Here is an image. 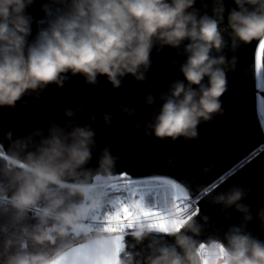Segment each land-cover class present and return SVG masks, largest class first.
<instances>
[{
    "label": "clouds",
    "instance_id": "obj_1",
    "mask_svg": "<svg viewBox=\"0 0 264 264\" xmlns=\"http://www.w3.org/2000/svg\"><path fill=\"white\" fill-rule=\"evenodd\" d=\"M35 4L0 0V108L16 110L25 96L39 99L49 85L63 87L77 76L89 85L105 76L117 89L128 75L146 81L153 49L168 46L186 57L179 63L184 79L173 80L160 93L162 103L151 118L135 124L137 131L143 128L157 140L197 139L201 123L223 115L227 73L237 63L225 49L235 52L241 44L264 40V0H233L231 8L224 0H202L204 11L196 0H44V16L38 20L28 11ZM33 23L37 31L29 40ZM144 102L153 106L156 97L146 93ZM117 107L122 115L105 112L96 128V111L88 123L74 119L85 110L81 103L64 109L69 119L63 124L50 115L46 125L26 134L4 132L0 264H264V240L246 229L254 218L243 203L251 189L241 185L211 199L222 212L234 208L242 214L241 224L230 225L223 239H198L210 217L197 219L194 208L182 211L175 195L164 206V215L179 222L178 228L173 223L155 227L141 218L131 227L111 229L96 220L114 214L110 202L119 197L111 186L120 159L105 146L95 167L90 166L98 148L97 132L136 111L125 104ZM183 189L188 199L190 191ZM124 203L133 209L150 204L139 197ZM256 218L264 224V207Z\"/></svg>",
    "mask_w": 264,
    "mask_h": 264
},
{
    "label": "water",
    "instance_id": "obj_2",
    "mask_svg": "<svg viewBox=\"0 0 264 264\" xmlns=\"http://www.w3.org/2000/svg\"><path fill=\"white\" fill-rule=\"evenodd\" d=\"M43 2L36 0V4L28 9L36 20L44 16L40 8ZM201 3L202 0H196V7L201 8ZM224 3L226 8L234 6L233 0H224ZM207 10L211 14L210 7ZM201 11L204 9L201 8ZM36 31L37 26L33 23L29 40ZM259 43V39H254L241 44L235 52L225 49L227 56L237 57L234 71L227 73L228 88L221 97L225 112L211 122L201 123L197 139L180 138L175 142L171 139L157 140L154 134L146 136L143 128L139 131L135 129L136 123L143 125L158 109L162 103L160 93L166 91L173 80L184 79L179 63H183L186 57L165 46L161 51L153 49L146 81H137L128 75L117 89L105 76H99L96 85L86 84L83 77L77 76L65 82L63 87L49 85L39 99L25 96L17 102L16 110L0 108V141L7 144L3 134L9 129L15 136H20L34 127L46 125L50 115L63 124L69 119L64 115V109H76L81 103L85 105V110L77 112L74 119L80 124L88 123L91 113L96 111L98 120L92 123L93 128L102 122L103 113L115 112L120 116L122 113L117 105H128L136 110L133 116L114 119L111 128L104 126L102 131L97 132L98 148L93 154L91 167H95L100 149L110 146L113 154L120 157L115 169L117 176L169 177L187 188L190 196L199 194L197 219L210 217L204 224L200 240L209 236L223 239L230 225L242 222L241 213L234 208L222 212L220 205L211 203L212 197L227 191L232 185L251 189L243 203L250 206L254 218L247 223L246 229L264 240V224L256 218L257 210L264 207V133L261 131L258 107L259 96L264 97V88L258 87L255 70V53ZM173 60L178 62L177 65H173ZM149 92L156 97L153 106L144 102V96ZM207 165L212 167L205 172ZM202 187H207L209 191H201ZM154 235L161 237L160 233ZM168 239L170 242L171 238Z\"/></svg>",
    "mask_w": 264,
    "mask_h": 264
},
{
    "label": "snow or ice",
    "instance_id": "obj_3",
    "mask_svg": "<svg viewBox=\"0 0 264 264\" xmlns=\"http://www.w3.org/2000/svg\"><path fill=\"white\" fill-rule=\"evenodd\" d=\"M255 70L258 87L264 88V40L260 41L258 50L255 53ZM260 112L264 114V100L260 101ZM261 131L264 133V125H262ZM122 179H127V177L124 176ZM142 183L145 184V187L142 189L131 192L125 191L117 195L119 199H114L110 202V206L114 209L113 215L107 218L97 216L96 220L111 229L131 227L135 220L141 218L149 219L155 227H165L169 223H173L178 228L180 226L179 222H170L167 220L164 215V206L168 199L175 195L178 204L183 205L182 211H187L189 205L186 203L188 199H185L183 196V187L174 181H145ZM147 185L152 186L149 187ZM148 194H151L152 202L147 208L133 209L127 203H124L126 199H134L136 197L149 201L147 198ZM113 221L117 223H113ZM106 264H109V262H106Z\"/></svg>",
    "mask_w": 264,
    "mask_h": 264
},
{
    "label": "built area",
    "instance_id": "obj_4",
    "mask_svg": "<svg viewBox=\"0 0 264 264\" xmlns=\"http://www.w3.org/2000/svg\"><path fill=\"white\" fill-rule=\"evenodd\" d=\"M261 118V123L264 125V118L263 116L260 115ZM264 145V143L262 144ZM126 176L127 179H122V177ZM136 179L137 178H132L127 175H119L116 177V182L111 186V191L115 193L116 195L122 194L125 191L131 192V191H136L138 189H142L145 186H136ZM127 181V182H125ZM151 187V186H149ZM119 190V191H118ZM199 194L194 195V196H189L188 200L186 203L189 205V209H195L197 211V200L199 198ZM147 198L149 202H152V197L151 194L147 195Z\"/></svg>",
    "mask_w": 264,
    "mask_h": 264
},
{
    "label": "rangeland",
    "instance_id": "obj_5",
    "mask_svg": "<svg viewBox=\"0 0 264 264\" xmlns=\"http://www.w3.org/2000/svg\"><path fill=\"white\" fill-rule=\"evenodd\" d=\"M257 84H258V80H257ZM264 100V97L259 96V101H258V107H259V113L261 116H263L264 118V114H262L260 112V101ZM145 181H174L177 182L176 180L169 178V177H164V176H150V177H142V178H137L136 179V186H145V184H143L142 182ZM179 183V182H177ZM180 184V183H179ZM181 185V184H180ZM147 186H152V185H147ZM182 186V185H181ZM183 187V186H182ZM184 188V187H183Z\"/></svg>",
    "mask_w": 264,
    "mask_h": 264
}]
</instances>
